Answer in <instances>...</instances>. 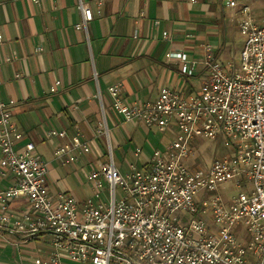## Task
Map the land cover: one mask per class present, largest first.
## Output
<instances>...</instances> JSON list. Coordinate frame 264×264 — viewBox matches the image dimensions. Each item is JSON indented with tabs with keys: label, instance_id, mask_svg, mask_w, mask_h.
Masks as SVG:
<instances>
[{
	"label": "built area",
	"instance_id": "built-area-1",
	"mask_svg": "<svg viewBox=\"0 0 264 264\" xmlns=\"http://www.w3.org/2000/svg\"><path fill=\"white\" fill-rule=\"evenodd\" d=\"M103 2L95 0L98 12ZM224 4L242 15L237 25L245 43L239 67L223 65L211 44L200 43V71L198 61L184 50L166 53L167 61L180 62L183 78L199 80L197 90L164 86L156 98L144 101L124 97L120 82L110 86L111 107L124 122L171 134L150 152L135 149L142 164L131 162L126 174L120 171L105 118L95 138L105 130L106 155L94 151L79 129L55 148L62 165L78 161L79 153L91 161L107 157L88 175L92 197L50 190L49 164L35 143L16 147L24 135L13 120L15 101L0 100L4 240L44 242L49 252L38 256L36 264H63L64 258L81 264H264V23L247 4ZM79 8L84 24L93 19L88 4L79 0ZM163 37L170 38V32L163 31ZM46 137L67 138L68 131L50 129ZM218 137L224 153L206 167L190 163L197 152L195 140ZM233 180L235 193H213Z\"/></svg>",
	"mask_w": 264,
	"mask_h": 264
},
{
	"label": "crops",
	"instance_id": "crops-1",
	"mask_svg": "<svg viewBox=\"0 0 264 264\" xmlns=\"http://www.w3.org/2000/svg\"><path fill=\"white\" fill-rule=\"evenodd\" d=\"M82 1L94 13L86 24L79 0H0V100L15 101L13 120L24 135L17 148L33 141L40 155L37 142L55 139L57 147L79 129L94 151L104 154L95 133L103 118L107 123L108 112L120 123H132L112 109L110 86L120 82L124 97L144 101L156 98L164 86L191 91L196 78H183L180 62L167 61L166 53L184 50L198 61L200 71L204 52L199 44H211L218 55L222 35L238 28L242 16L224 0H104L100 12L95 0ZM237 1L249 5L252 16L264 23V0ZM165 30L170 32L168 39L163 37ZM140 90L148 97H140ZM63 128L67 138L46 137L48 130ZM139 159L140 165L144 158ZM48 164L50 190L67 191V182ZM32 242L16 245L0 236V247L18 249Z\"/></svg>",
	"mask_w": 264,
	"mask_h": 264
},
{
	"label": "rangeland",
	"instance_id": "rangeland-1",
	"mask_svg": "<svg viewBox=\"0 0 264 264\" xmlns=\"http://www.w3.org/2000/svg\"><path fill=\"white\" fill-rule=\"evenodd\" d=\"M244 43L245 37L240 33L238 28L229 30L226 35L223 34L221 41L218 44L220 47V50H218L220 62L223 65L234 63L236 67H239L242 62L241 51ZM192 83L193 89L197 90L199 88V80L196 78L192 80ZM103 93L106 95L105 88H103ZM139 93L140 97H148L149 95L146 90H140ZM102 122L104 125V118ZM107 125L111 137L114 160L123 174L128 172L129 163L138 161L139 158L134 156V151L137 147H143L146 152H150L153 147H160L171 138L170 133L162 134L155 129H148L141 124L136 127V124L133 123H120L112 111L111 113L108 112ZM97 127L102 128L101 125ZM133 132L135 136L131 138L129 134ZM98 139L104 147V152L108 153L109 143L105 130L103 134L98 136ZM195 143L197 144V152L196 156L190 161V163L196 166H209L214 158L218 157L226 150L222 137L200 138L195 140ZM56 145L57 141L55 139H50L46 142H37V148L40 152V155L50 162L56 169L59 177L67 182L69 186L67 191L76 195L78 198L92 197V182L88 179V175L90 170L96 169L98 167V162L101 163L107 161V157H100L99 159H95V161L93 160L90 163L88 161L89 156L84 154L80 157L79 161L62 166L54 155ZM105 153L104 155H106ZM62 190L66 191V188H63ZM237 190L238 188L236 187L235 181L233 180L227 183L219 184L218 190L213 193L226 196L227 194L235 193ZM104 194L105 198L107 199L108 192L106 190ZM20 248L17 249L9 245L0 247V260L5 263L36 264V258L43 255V251L41 250L46 249L47 246L42 241H34L30 245ZM63 264L81 263H77L69 259H63Z\"/></svg>",
	"mask_w": 264,
	"mask_h": 264
}]
</instances>
